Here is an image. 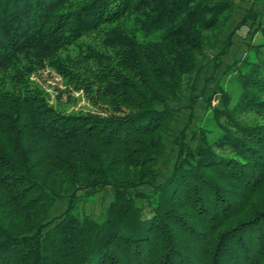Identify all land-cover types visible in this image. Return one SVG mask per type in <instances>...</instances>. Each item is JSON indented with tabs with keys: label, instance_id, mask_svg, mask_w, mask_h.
I'll return each instance as SVG.
<instances>
[{
	"label": "trees",
	"instance_id": "1",
	"mask_svg": "<svg viewBox=\"0 0 264 264\" xmlns=\"http://www.w3.org/2000/svg\"><path fill=\"white\" fill-rule=\"evenodd\" d=\"M258 34L264 0H0V264H264ZM100 194L101 222L79 211Z\"/></svg>",
	"mask_w": 264,
	"mask_h": 264
},
{
	"label": "rangeland",
	"instance_id": "2",
	"mask_svg": "<svg viewBox=\"0 0 264 264\" xmlns=\"http://www.w3.org/2000/svg\"><path fill=\"white\" fill-rule=\"evenodd\" d=\"M250 37V36H249ZM248 37V38H249ZM248 40V39H247ZM256 45L264 44V35L258 34L252 40ZM241 49H245V45L240 46ZM240 47H234L232 49V54L226 60L227 64L232 63L234 60L235 54H237ZM254 52L247 53L244 58L246 60L253 61L254 60ZM242 67V65L240 66ZM242 70H246L245 67ZM221 73L218 75L220 76ZM237 74L235 71H230L226 73L225 77L220 78V86L223 90L230 96L233 104L237 101L238 96L240 94V87L237 82ZM34 80L42 86V88L49 94L51 102L54 104L58 103L64 106V108L68 110H86L90 108L89 100L87 95L84 93L83 89H73L72 87H67L64 84V81L61 77H59L56 73L45 71L41 72L37 76L34 77ZM203 94V93H202ZM208 94V93H207ZM210 96V95H209ZM220 94L213 96L211 101L212 107L219 106ZM204 97L202 95L201 101L198 104L197 110V120L196 125L205 129L210 138H215L219 135L218 127L213 119V114L211 111V107L208 106L203 101ZM104 194H100L98 196L92 197L84 201L79 206V211L85 215L91 216L92 218L97 219L101 222L103 219V207H102V198Z\"/></svg>",
	"mask_w": 264,
	"mask_h": 264
}]
</instances>
